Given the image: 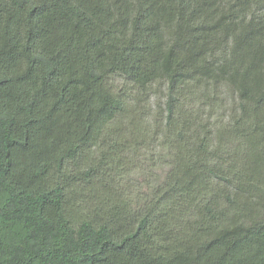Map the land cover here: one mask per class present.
Returning <instances> with one entry per match:
<instances>
[{
  "label": "trees",
  "instance_id": "obj_1",
  "mask_svg": "<svg viewBox=\"0 0 264 264\" xmlns=\"http://www.w3.org/2000/svg\"><path fill=\"white\" fill-rule=\"evenodd\" d=\"M0 264H264V0H0Z\"/></svg>",
  "mask_w": 264,
  "mask_h": 264
},
{
  "label": "rangeland",
  "instance_id": "obj_2",
  "mask_svg": "<svg viewBox=\"0 0 264 264\" xmlns=\"http://www.w3.org/2000/svg\"><path fill=\"white\" fill-rule=\"evenodd\" d=\"M117 119L124 120L121 118ZM118 128L123 131V128ZM104 149L111 151V158H108V162L110 163L111 161L112 163L111 166L107 164L103 169L104 171H102L105 177L106 175L108 176L106 177V183L112 188L117 187L116 190L123 191L135 203H145L144 200L147 199L145 194H152L156 188H161L167 182L168 177L164 169L151 168L148 165V154L145 149L134 147L123 154H118V151L111 147L110 141L105 143ZM120 167H122L120 170L121 176L113 174L114 172H108ZM197 220L198 215L194 212L188 216L189 223L196 222ZM186 225L185 227L188 230ZM170 226L177 229L180 227V223L176 226L170 223ZM191 234L189 233V235Z\"/></svg>",
  "mask_w": 264,
  "mask_h": 264
}]
</instances>
